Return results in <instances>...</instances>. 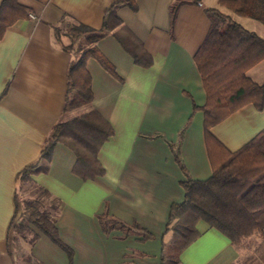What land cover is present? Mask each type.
Here are the masks:
<instances>
[{
  "label": "crops",
  "instance_id": "0c3cea01",
  "mask_svg": "<svg viewBox=\"0 0 264 264\" xmlns=\"http://www.w3.org/2000/svg\"><path fill=\"white\" fill-rule=\"evenodd\" d=\"M123 1L18 0L31 12L0 40V264H161L163 244L171 238L165 234L171 207L185 199L187 177L174 148L193 180L212 176L204 129L207 95L194 57L211 25L206 9L220 8L222 0H136L135 8L118 9L121 26L97 43L117 77L96 60L87 62L92 109L114 129L99 153L104 175L93 180L76 175L75 154L58 143L47 172L33 177L61 202L57 227L70 253L43 234L33 246L13 241L18 175L38 162L46 138L66 117L75 57L63 49L55 30L77 23L98 31L107 11ZM180 1L172 26L171 7ZM250 27L264 39V24ZM141 50L151 66L136 63ZM248 76L264 84V60ZM263 130L264 109L248 104L214 126L212 134L235 152ZM105 213L139 225L152 239L122 238L119 230L106 234L99 220ZM198 229L200 236L184 250L180 264H264V230L232 242L204 222Z\"/></svg>",
  "mask_w": 264,
  "mask_h": 264
},
{
  "label": "trees",
  "instance_id": "16d2710c",
  "mask_svg": "<svg viewBox=\"0 0 264 264\" xmlns=\"http://www.w3.org/2000/svg\"><path fill=\"white\" fill-rule=\"evenodd\" d=\"M135 2L124 0L116 3L107 11L98 31L77 23H67L65 29L56 28L55 36L63 49L75 57L68 72L64 112L82 113L56 124L45 140L38 162L19 173L20 192L16 196L15 218L18 214L19 217L11 225L14 242L23 240L33 246L43 234L70 253L57 227L61 202L39 186L33 177L47 172L58 143L75 154L76 175L84 180L104 175L99 153L114 135V129L98 111L92 109V78L87 62L96 60L104 70L117 77L114 66L100 52L97 43L121 26L118 9L122 6L135 8ZM182 3L180 1L171 7L172 26ZM194 3H199V0ZM219 5L220 8L206 9L211 25L194 57L207 95L203 107L204 129L213 173L208 180H193L187 174L178 149L174 148L176 160L187 177L182 182L185 199L171 207L165 231V234L171 233V238L163 244L161 264H180L184 250L201 234L199 222L217 229L232 242L264 230V130L235 152L228 150L212 134L214 126L245 105L264 109V84H257L248 76V71L264 60V39L221 10L225 8L234 15L264 24V0H222ZM30 12L31 9L18 0H2L0 40L9 27L27 18ZM119 39L126 46L124 40ZM134 58L140 66L152 64L151 57L144 51ZM99 220L106 234L119 230L123 233L122 238L134 235L146 241L153 237L139 225H127L108 213L100 216Z\"/></svg>",
  "mask_w": 264,
  "mask_h": 264
},
{
  "label": "rangeland",
  "instance_id": "374dc122",
  "mask_svg": "<svg viewBox=\"0 0 264 264\" xmlns=\"http://www.w3.org/2000/svg\"><path fill=\"white\" fill-rule=\"evenodd\" d=\"M232 18L239 22L240 24H242V26H244L245 28H251L250 26L252 25V23H257L259 25H262L261 23H259L258 21L252 19V18H243V17H240V16H237V15H234L232 14L231 15ZM82 113V111H74V112H71V113H66V117H65V120H69V119H72L78 115H80ZM25 195V194H24ZM258 234V233H257ZM257 234H254L253 236L257 235ZM252 237V236H251ZM249 238V237H248Z\"/></svg>",
  "mask_w": 264,
  "mask_h": 264
},
{
  "label": "built area",
  "instance_id": "2783aa9c",
  "mask_svg": "<svg viewBox=\"0 0 264 264\" xmlns=\"http://www.w3.org/2000/svg\"><path fill=\"white\" fill-rule=\"evenodd\" d=\"M32 18H35L34 16L31 15Z\"/></svg>",
  "mask_w": 264,
  "mask_h": 264
}]
</instances>
